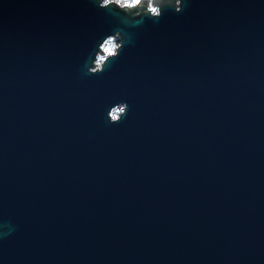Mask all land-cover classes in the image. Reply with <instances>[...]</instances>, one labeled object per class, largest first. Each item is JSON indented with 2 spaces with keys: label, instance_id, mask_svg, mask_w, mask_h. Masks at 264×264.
Here are the masks:
<instances>
[{
  "label": "water",
  "instance_id": "obj_1",
  "mask_svg": "<svg viewBox=\"0 0 264 264\" xmlns=\"http://www.w3.org/2000/svg\"><path fill=\"white\" fill-rule=\"evenodd\" d=\"M171 7L0 0V264H264V0Z\"/></svg>",
  "mask_w": 264,
  "mask_h": 264
},
{
  "label": "clouds",
  "instance_id": "obj_2",
  "mask_svg": "<svg viewBox=\"0 0 264 264\" xmlns=\"http://www.w3.org/2000/svg\"><path fill=\"white\" fill-rule=\"evenodd\" d=\"M177 7L173 9L177 14L182 11V0H174ZM100 10L114 9L128 16L138 17L145 15L150 19H159L162 16L161 5L166 0H94ZM124 40L119 33L106 36L98 45L94 58L89 61L86 69L88 75L102 74L108 62L119 58ZM128 105L125 102L116 103L106 113L109 125H116L127 116Z\"/></svg>",
  "mask_w": 264,
  "mask_h": 264
},
{
  "label": "rangeland",
  "instance_id": "obj_3",
  "mask_svg": "<svg viewBox=\"0 0 264 264\" xmlns=\"http://www.w3.org/2000/svg\"><path fill=\"white\" fill-rule=\"evenodd\" d=\"M175 6H177V5L175 4Z\"/></svg>",
  "mask_w": 264,
  "mask_h": 264
}]
</instances>
